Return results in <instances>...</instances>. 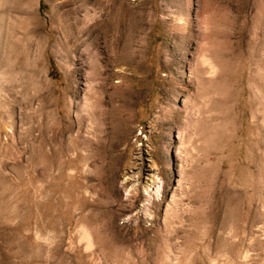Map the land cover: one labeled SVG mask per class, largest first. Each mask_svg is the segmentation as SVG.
Masks as SVG:
<instances>
[{"label":"rangeland","instance_id":"obj_1","mask_svg":"<svg viewBox=\"0 0 264 264\" xmlns=\"http://www.w3.org/2000/svg\"><path fill=\"white\" fill-rule=\"evenodd\" d=\"M127 37L130 116L88 133V77L111 110ZM0 102V264H264V0H0ZM49 110L72 129L43 134ZM40 145L85 161L36 166Z\"/></svg>","mask_w":264,"mask_h":264},{"label":"bare ground","instance_id":"obj_2","mask_svg":"<svg viewBox=\"0 0 264 264\" xmlns=\"http://www.w3.org/2000/svg\"><path fill=\"white\" fill-rule=\"evenodd\" d=\"M119 25H120V27L124 28V24L121 21H120ZM122 30L123 29H121V31ZM120 39H121V37H120ZM111 47L113 48L112 49V52H113L115 47L112 44H111ZM118 48H120L121 52L118 51L119 53L118 54H114V56L110 57L111 60L109 59L110 61H108V63L110 65H112L113 63H118V70L115 71V72H116V74L119 73V80L114 82L115 85H117V86H115V87L113 86V88L115 90L114 97L113 98H109L108 99V103H107V105L111 107V110H109V111L108 110L107 111L106 110H98V108H97L98 101L96 100L95 88L97 87V85H101V84L98 83L97 76H94V75L91 74L90 77H88V90H87L86 94L89 97V100L85 103V115H86L85 119L88 120V122H87L88 123V127L87 128L89 130L88 133H91L92 131L93 132L94 131H99L102 128L103 122L105 120H110V122H115V123H117V125L120 126L122 124V122L125 120V118H123V114L127 113L128 116H130V113H131L130 112L131 111L130 101L133 99L132 98V93H131L130 88H129L130 87L129 84L131 83V80H130L131 76L129 77L128 74H126L125 71H131V73H133L135 71L133 69V66H134V63H135V58L137 56H135L136 51L134 50V43H133L132 40L128 39V37L123 42L121 40L119 41ZM137 53H140V52L138 51ZM212 57L213 56H211V58ZM211 58L210 57L206 58L205 54L202 55V58L198 62L196 70L193 71L194 72L193 73L194 77L201 78L202 77L201 74L208 72V71H205V70H209L210 73H212L213 70H215L214 66H213L214 64L212 65V62H210L212 60ZM125 66L127 67V69L124 68ZM115 72L113 74H111L110 71L105 70L104 75H105L106 78H105L104 81L106 83L104 84V86L107 85L108 81L110 80L111 77H113ZM92 73H93V71H92ZM167 78L171 79L169 77H167ZM165 80H167V79L165 78ZM46 87H47V89H50V84L48 82L46 83ZM134 95H135V93H134ZM1 102H0V104H1ZM52 103L53 102L51 101L50 105ZM116 103H119V105H115ZM4 105H5V107H2V105H0V153L2 155H6L13 148V143H12L11 139L14 136L13 115H14V112H15V111H13V108L11 106H9L8 104H4ZM50 105L45 104L42 101V105L41 106H42L43 109H46V108L50 107ZM47 113H48L47 114L48 115V119H47L48 121H47V124L44 126V129L42 130L43 134H51L53 137H56V136H58L60 134H65L66 132H68V131H70L72 129V126H71L70 123H68L66 126L61 125V121H63L64 118L59 117L57 113L55 115L54 114L55 111L53 112L52 110H49ZM20 116H22V114H20ZM66 116H67V114L65 113L64 117L66 118ZM24 119H25L24 116H22L19 119V122H20L21 125L24 123ZM82 119L83 118H79V117L77 118L78 122L82 121ZM20 129L22 131V128H20ZM2 131H4L6 133V136H5L4 139L1 138V132ZM23 135L24 134L21 133L19 135L18 139H22L21 137H23ZM21 142H23V141H21ZM23 144H25V142ZM36 147H37L36 145L33 146L34 149ZM39 148H40V154H42L41 153L42 146L40 145ZM14 152H15V150H14ZM64 153H72V158H73V162L74 163H78L79 162L80 164H82L85 161V159H79L82 155L80 156L78 154L77 150H70L67 147L61 146V150L59 152H56V151L51 152V155L49 154V152H45V153L42 154V158H40L41 155L39 156V158L38 157L37 158H32V163L34 165H36V166L43 165V167H46V168H53L54 165L60 166V165L63 164V162L61 160H58V158L60 156L62 157V155ZM13 155H15V154H13ZM8 156H11V155H8ZM13 158H14V156H13ZM51 158H53L55 161L53 159H51ZM20 160H21V158H20ZM18 162L19 161L17 159L16 160V164ZM19 167H20V165H19ZM154 169H155L154 167H149L148 166L147 169H144L143 171H153ZM147 180L149 182H151V183L154 182V179H152V177L147 178ZM147 195H149V194L147 193ZM151 196L152 195H150L149 197H151ZM100 203H101V201H100ZM99 206L101 207L102 205H99ZM102 208H103V206H102ZM109 210H110V208H109ZM104 212L105 213L107 212V207L106 206L104 207ZM104 233H105L104 234V238L101 239L100 243L103 242L104 246H105V244H110L109 240H111V238L109 237L106 229L104 230ZM87 236L88 235L86 234V239H88ZM134 246H136V245H134Z\"/></svg>","mask_w":264,"mask_h":264}]
</instances>
